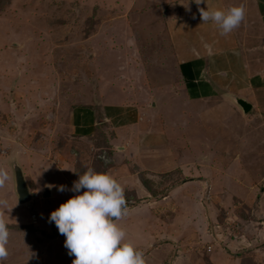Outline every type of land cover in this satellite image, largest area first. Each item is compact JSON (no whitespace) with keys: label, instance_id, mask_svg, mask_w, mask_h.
I'll use <instances>...</instances> for the list:
<instances>
[{"label":"rangeland","instance_id":"obj_1","mask_svg":"<svg viewBox=\"0 0 264 264\" xmlns=\"http://www.w3.org/2000/svg\"><path fill=\"white\" fill-rule=\"evenodd\" d=\"M140 2L0 0V169L8 174L0 186V215L10 232L9 255L4 264H72L75 257L64 246L66 237L49 221V216L77 195L70 190L60 192L58 186L71 189L79 175L89 169L111 175L124 189L131 211L117 224L126 230V241L131 235L136 237L132 244L144 253L146 264H264V217L252 215L260 199L256 195V173L249 182L244 175L236 174L234 166L232 179L227 181L228 191L238 198L243 186H256V199L247 205L233 196L216 198L214 191L211 199L208 187L205 189L200 182L181 187L185 181L176 171H168L155 181L146 172H138L135 181L145 196L138 195L140 198L135 200L133 181L138 168L121 164L125 168L121 170L106 142H100L101 151L92 150L90 154L71 144L68 111L83 98L88 99L92 90H97L94 92L100 93L106 103L110 101L109 94L114 93L111 98L117 101L135 98L137 90L128 83V76L135 69L130 66L135 51L141 52L135 58L140 59L143 68L149 69L153 63L163 68L159 65L163 57L157 58L148 42L139 50L130 49L132 42L151 33L146 18L149 7ZM159 32L160 29L158 35ZM159 77L161 73H155L151 82L154 84ZM88 78L97 86L86 85ZM115 85L118 91L112 92ZM105 126L104 123L102 128ZM240 131L247 138L244 127ZM101 132L107 137L106 128ZM226 144L232 161H236L240 150H245L240 144ZM249 144L260 145V141L256 144L253 140L246 146ZM249 155L254 159L255 154ZM15 161L22 167L30 190L36 184L40 198L19 203L13 182ZM128 163L129 159L125 161ZM49 185L53 196L44 197ZM178 186L181 188L172 194ZM201 191L205 195H200ZM262 206L264 199L260 201ZM211 209L214 217L208 215ZM178 213L179 220H183L181 226L167 229L165 223ZM196 213L203 218L202 228L192 223L200 222ZM163 222L164 229L160 228ZM146 234L148 241L143 239ZM154 240L157 242L149 246Z\"/></svg>","mask_w":264,"mask_h":264},{"label":"crops","instance_id":"obj_2","mask_svg":"<svg viewBox=\"0 0 264 264\" xmlns=\"http://www.w3.org/2000/svg\"><path fill=\"white\" fill-rule=\"evenodd\" d=\"M135 1L149 7L146 18L151 33L143 35V40L132 42L130 49L139 50L148 42L154 48V55L163 57L159 62L163 68H157L153 60L149 69L143 68L144 64L135 58H139L141 52L135 51L130 58V66L135 69L128 76L129 85L137 90L135 100L117 101L111 98L114 93L109 94L110 101L106 103L100 93L96 94L97 90H92L88 99L83 98L68 111L71 144L90 154L92 150L101 151L100 142H106L121 170L124 166L138 168L133 181L136 187L129 188L134 191L135 200L140 195L145 196L135 181L138 172H146L150 180L155 181L168 171H176L185 181L181 187L200 182L205 189L208 187L211 199L213 191L216 198L228 199L234 195L227 187L234 166L236 174L244 175L249 182L256 173L259 180L256 195L260 199L252 215L264 217V206L260 207L264 199V145H261L264 139V0H202L199 5L195 0ZM240 4L246 8L245 19L227 35H221L213 22L203 23L200 18V8L227 11ZM134 72L136 77L142 78H134ZM157 72L161 73V79L153 84L150 77ZM90 81L88 78L86 85L97 86ZM116 90L115 85L111 91ZM238 100L250 105L249 112L244 111ZM104 123L106 126L102 128ZM243 127L247 138L240 131ZM105 128L107 137L101 132ZM253 140L256 144L260 141V145L246 146ZM228 141L230 146L240 144L245 149L240 150L236 161L230 160V147L225 148ZM254 154V159L247 157ZM128 159L129 163L125 164ZM181 187L174 188L172 194ZM243 187L241 198H232L244 203L254 201L256 186ZM47 188L52 197V186ZM33 190L40 198L36 184ZM205 193L201 191L200 195ZM127 211L131 209L127 207ZM208 215L214 217L215 212L211 209ZM173 216L170 223H165L167 229L169 226L179 228L183 223L178 218L180 213ZM199 221L192 223L202 228L203 218ZM163 224H160L162 229ZM134 238L131 235L127 241L133 243ZM143 239L148 241V235ZM155 241L149 242V246Z\"/></svg>","mask_w":264,"mask_h":264},{"label":"clouds","instance_id":"obj_3","mask_svg":"<svg viewBox=\"0 0 264 264\" xmlns=\"http://www.w3.org/2000/svg\"><path fill=\"white\" fill-rule=\"evenodd\" d=\"M201 2L195 0L197 5ZM199 11L203 23L213 22L221 35L239 27L246 16L243 4L227 11L203 8ZM7 179V172L0 169V186ZM66 190L77 195L52 211L49 221L54 222L59 233L66 237L64 246L69 250L68 254L75 257L72 264H146L144 253L126 241V230L116 223L127 214V201L124 189L114 177L89 169L79 175L71 189L58 186V191ZM31 194L33 199L37 198L33 189ZM196 215L201 220L202 216ZM9 236L6 220L0 215V264H4L9 255Z\"/></svg>","mask_w":264,"mask_h":264},{"label":"water","instance_id":"obj_4","mask_svg":"<svg viewBox=\"0 0 264 264\" xmlns=\"http://www.w3.org/2000/svg\"><path fill=\"white\" fill-rule=\"evenodd\" d=\"M238 103L243 107L245 112H249V110L251 109L250 105L245 103L244 100H238ZM12 168L14 172L15 191H16L19 203L26 204L33 200V196L27 184L24 171L22 170V167L16 161L12 164ZM50 195H51L50 189L47 188L44 192V197H50Z\"/></svg>","mask_w":264,"mask_h":264},{"label":"built area","instance_id":"obj_5","mask_svg":"<svg viewBox=\"0 0 264 264\" xmlns=\"http://www.w3.org/2000/svg\"><path fill=\"white\" fill-rule=\"evenodd\" d=\"M101 159H105L106 160V157L105 156H99Z\"/></svg>","mask_w":264,"mask_h":264},{"label":"bare ground","instance_id":"obj_6","mask_svg":"<svg viewBox=\"0 0 264 264\" xmlns=\"http://www.w3.org/2000/svg\"><path fill=\"white\" fill-rule=\"evenodd\" d=\"M31 167H32V165H31ZM31 167H29V170L31 169ZM37 195V194H36ZM39 196H37V198H38Z\"/></svg>","mask_w":264,"mask_h":264}]
</instances>
